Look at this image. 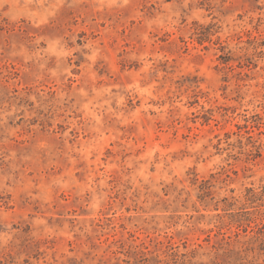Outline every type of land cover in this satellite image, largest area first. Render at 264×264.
Listing matches in <instances>:
<instances>
[{"label": "rangeland", "instance_id": "rangeland-1", "mask_svg": "<svg viewBox=\"0 0 264 264\" xmlns=\"http://www.w3.org/2000/svg\"><path fill=\"white\" fill-rule=\"evenodd\" d=\"M0 264H264V0H0Z\"/></svg>", "mask_w": 264, "mask_h": 264}]
</instances>
